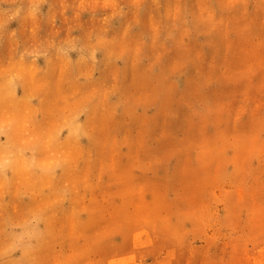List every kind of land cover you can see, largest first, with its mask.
<instances>
[{
	"label": "rangeland",
	"instance_id": "rangeland-1",
	"mask_svg": "<svg viewBox=\"0 0 264 264\" xmlns=\"http://www.w3.org/2000/svg\"><path fill=\"white\" fill-rule=\"evenodd\" d=\"M0 264H264V0H0Z\"/></svg>",
	"mask_w": 264,
	"mask_h": 264
}]
</instances>
